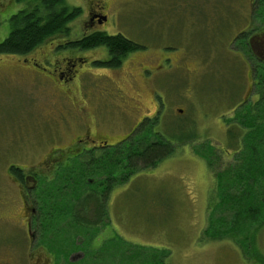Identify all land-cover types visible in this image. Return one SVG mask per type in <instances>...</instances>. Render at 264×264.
<instances>
[{
  "label": "rangeland",
  "instance_id": "374dc122",
  "mask_svg": "<svg viewBox=\"0 0 264 264\" xmlns=\"http://www.w3.org/2000/svg\"><path fill=\"white\" fill-rule=\"evenodd\" d=\"M251 1L107 0L108 23L103 30L147 46L123 60L120 75L114 80L120 92L111 91L110 79L101 77L106 70L92 64L90 74L79 79L87 85L85 97L70 87L73 96L66 99L53 83L28 73V65L23 62L97 56L98 51L80 53L68 47L55 48L58 42L69 44L84 36L94 0H65L67 6L80 9V15L67 25V35L46 39L27 56L0 55V264H63L65 256L80 257L75 253L81 251L49 253L38 248L37 230L26 229L33 205L11 179L8 169L13 166L27 174H48L57 168L55 163L69 158L72 154L67 149L76 127L86 122L76 114L82 103L95 114L93 131L108 142L113 140L114 130L128 133L157 110L144 129L152 135L153 129L156 133L160 130L171 143L169 156L146 172L139 170L111 192L106 234L115 232L122 242L153 250L152 253L168 251V264H245L241 252L249 257V249L241 251L231 241L219 238L235 231L230 229L232 216L220 205V188L224 184L220 181L218 186L215 169L220 165L222 172L234 158V148L225 135V120L233 117L246 97L255 99L250 68L262 64L255 53L262 45L259 43V50L253 47L252 51L249 41L239 39L231 44L242 30H264V18L251 20ZM30 4L31 0H0V41L9 31L7 18ZM156 49L165 54L162 57H169L172 66L164 73L154 70L151 79L150 74L140 77L138 69L154 68L160 62L154 54ZM85 92H93V96L89 99ZM110 94L125 102H114ZM158 119L159 124H153ZM50 149L59 150L53 155L56 162L47 159ZM27 182V187L32 185ZM22 197L29 206L26 211ZM212 199L215 204L211 205L217 208L210 226L207 204ZM208 226L211 228L205 236L203 230ZM254 242L259 256L264 258V229ZM96 244L94 241L92 245ZM115 262L125 264L119 257L108 258L103 264Z\"/></svg>",
  "mask_w": 264,
  "mask_h": 264
},
{
  "label": "trees",
  "instance_id": "16d2710c",
  "mask_svg": "<svg viewBox=\"0 0 264 264\" xmlns=\"http://www.w3.org/2000/svg\"><path fill=\"white\" fill-rule=\"evenodd\" d=\"M250 9L252 22L264 18V0H252ZM79 15L80 9L67 6L65 0H31L28 8L18 10L7 18L9 31L7 37L0 41V55L27 56L46 39L67 35V25ZM249 33L253 35L246 37ZM255 35H264V30L257 33L252 28L242 30L231 44L240 38V41L248 42ZM67 47L72 50L103 47L112 59L110 65H117L126 54L140 50L139 45L121 34L103 32L82 36L67 44ZM261 62L257 67L250 68L251 91L255 89V99L251 101V95L246 97L237 106L233 117L225 120V135L234 148V158L222 172H219L220 165L215 169L218 172V186L220 181L224 184L220 188V205L223 204L229 211L228 215L232 216L229 224L230 229L235 231L219 238L231 241L241 251L248 252L249 249V257L241 252L245 264H264V258L259 256L254 245L257 233L264 229V61ZM154 117L156 114L143 118L142 123L132 128L124 140L113 146L108 145L110 142L102 147L85 144L84 149H79V146L71 143L67 151L72 155L63 159V163H55L57 168H52L48 173L51 176L32 171L27 174V171L9 167L11 179L21 191L24 190L23 196H28V201L33 205L34 211L30 213L26 229L29 226V229L37 230L39 249L49 253L81 251L75 253L80 254L78 259L70 255L63 257V264H103L112 257H119L125 264H168V251L152 253L153 250L124 243L115 232L106 234L109 225L105 224L111 192L118 190L117 186L125 184L139 170L146 172L154 168L172 152L171 143L160 130L157 129L156 133L153 129L155 135H152V132L144 129V125ZM159 122L158 119L153 124ZM168 137L172 140L171 135ZM53 150L50 149L49 158L56 162L58 159L53 155L59 150ZM28 177L35 179L30 188L27 187ZM211 204H215L214 199L207 204V224L210 226L217 208ZM102 223L105 224L103 229ZM210 228L206 227L203 235L208 236ZM236 231L240 235H236ZM216 238L219 239L214 237L213 240ZM94 241H97L96 246L92 245ZM161 254L163 257H160ZM71 258L74 262H71Z\"/></svg>",
  "mask_w": 264,
  "mask_h": 264
},
{
  "label": "flooded vegetation",
  "instance_id": "af4514ba",
  "mask_svg": "<svg viewBox=\"0 0 264 264\" xmlns=\"http://www.w3.org/2000/svg\"><path fill=\"white\" fill-rule=\"evenodd\" d=\"M93 6L90 7V11L87 14V19L85 22V33L84 36H87L91 33H99V32H103L105 33V31L103 30V28H105L104 26L108 23V16H107V12H108V4H107V0H94ZM131 41V40H130ZM133 42V41H132ZM135 43V42H133ZM259 43H262L261 49H263L264 51V35H257L255 40H254V49L255 47L257 48V45ZM55 48L57 47H65V45L63 44V42H58L55 44ZM139 45V44H137ZM140 50L137 52H133V53H138V52H142L145 48H147V46H141L139 45ZM66 48V47H65ZM55 50V49H54ZM76 52H85V51H98L97 52V56L94 57H90V58H85V60H83L82 56H76V57H71V56H62V58L60 60L54 59L53 61L50 60H43V63H38L35 60H23L24 63H26L28 65L27 67V71L28 73H30L31 75L35 76V78H43L46 79V81H49L51 83H53L57 88L60 89V93H62L61 95H64L67 98L72 97L73 94L70 92L71 89H69L70 87L75 90L80 91V94L85 97V95L83 94V90L86 91L87 89V85L86 84H82L79 82V79L82 76L85 75H89L90 71H89V66L90 65H94V66H98L101 67L100 69L104 68L106 71H103V73H101V77H104V79H110L111 82V86H112V90L111 91H116V92H120V87L118 84V81H114L115 78L120 75V66L122 65L123 60H125L126 58H128L131 54L133 53H129L126 54V56L122 59L119 60V62L117 63V65H110L112 62V59L110 56H108L106 50L103 47H95L89 50H83V49H73ZM158 50V49H156ZM56 51V50H55ZM102 53V54H101ZM257 54V56L261 59L264 60V52L262 53H258L257 51L255 52ZM155 55H157V59H160V62L156 65V67L152 68L149 66H144L141 67L140 69H138V72L140 74V77L144 78V77H148L150 74V79L155 75L154 70L156 69H160V71L162 73L167 72L168 67L172 66L169 63V57H162L165 56V54L162 51H157L156 53H154ZM79 55V54H78ZM98 64H103L102 66H99ZM81 68H84L83 70H81ZM80 70V71H79ZM100 75L98 74V77ZM77 81V82H74ZM151 81V80H150ZM152 82V81H151ZM85 88V89H83ZM77 91V92H78ZM86 96L89 97V99L91 98L90 96H93V92H85ZM155 95V92L153 93ZM110 97H112V100L116 103H121V102H125V101H120V100H124L122 97L120 96H115L113 94H110ZM80 103V101H79ZM158 106V104H156ZM121 108V106H120ZM157 110H155V114H156ZM76 114L78 116H81L83 119L86 120V122L82 125L80 122L77 125V129L75 130V134H73V139H72V144H76L77 146H82L83 145H92L94 147H102L103 145H106L108 143V141L106 140V138L101 135L99 132L93 131V127H95V114H93V110L88 109L84 103H82V105H80L78 107V110L76 112ZM154 114V115H155ZM153 115V116H154ZM150 116V117H153ZM143 120V119H142ZM142 120L140 122V124L142 123ZM136 128V126L134 127ZM126 134H121L118 132V130H114V135L112 139H115L114 142H110V146H113L116 143H120L122 140H124V138L126 137ZM125 135V136H124ZM73 144V146H75ZM78 147V148H79ZM75 148V147H74ZM49 159V157H48ZM26 180V178H24V181ZM28 181H31V183L35 182V179H31L28 177ZM33 186V185H32ZM22 208L23 210H27L29 208V206L26 204V201L24 200V198L22 197ZM33 212V209L30 208V212ZM29 216H27V223H26V227L27 225H29L28 220H29ZM29 228V226H28Z\"/></svg>",
  "mask_w": 264,
  "mask_h": 264
}]
</instances>
